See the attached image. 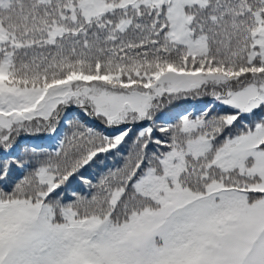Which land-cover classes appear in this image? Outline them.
I'll return each instance as SVG.
<instances>
[{"label": "snow or ice", "instance_id": "obj_1", "mask_svg": "<svg viewBox=\"0 0 264 264\" xmlns=\"http://www.w3.org/2000/svg\"><path fill=\"white\" fill-rule=\"evenodd\" d=\"M0 264H264V0H0Z\"/></svg>", "mask_w": 264, "mask_h": 264}, {"label": "trees", "instance_id": "obj_2", "mask_svg": "<svg viewBox=\"0 0 264 264\" xmlns=\"http://www.w3.org/2000/svg\"><path fill=\"white\" fill-rule=\"evenodd\" d=\"M45 143H51L50 141H45Z\"/></svg>", "mask_w": 264, "mask_h": 264}]
</instances>
